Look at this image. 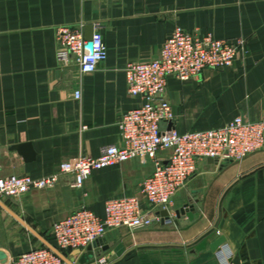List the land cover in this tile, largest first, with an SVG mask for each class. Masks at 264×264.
I'll return each mask as SVG.
<instances>
[{
    "label": "crops",
    "instance_id": "0c3cea01",
    "mask_svg": "<svg viewBox=\"0 0 264 264\" xmlns=\"http://www.w3.org/2000/svg\"><path fill=\"white\" fill-rule=\"evenodd\" d=\"M81 23L84 33L97 29L107 49L106 61L87 75L56 60V29ZM176 28L243 45L232 67L168 79L164 99L174 118L164 127L184 134L261 119L264 0H0V179L43 178L70 159L120 146L118 121L141 103L127 92L125 68L156 60ZM21 145L31 146L33 160L13 149ZM151 173L150 162L135 159L93 172L80 189L64 176L51 189L0 199V264L41 247L77 264L87 248L59 250L52 226L80 208L102 218L108 200L141 198ZM184 206L193 220L175 217ZM172 213L169 223L107 231L86 264H264V148L239 162H199Z\"/></svg>",
    "mask_w": 264,
    "mask_h": 264
},
{
    "label": "built area",
    "instance_id": "2783aa9c",
    "mask_svg": "<svg viewBox=\"0 0 264 264\" xmlns=\"http://www.w3.org/2000/svg\"><path fill=\"white\" fill-rule=\"evenodd\" d=\"M84 28L81 23L56 29V60L60 69L75 66L87 75L96 72L106 61L107 49L101 33L94 29L92 51L88 53ZM242 45V42L220 41L209 34L196 36L176 28L156 60L130 63L125 68L127 92L141 103L123 113L118 121L120 146L103 148L97 158L70 159L55 174L43 178H1L0 199H17L32 190L51 189L64 176L73 177V188L80 189L93 172L137 159L152 166L151 175L141 184V198L108 200L102 218L85 208L78 209L52 226L51 236L57 248H87L112 229L150 228L160 222V211H167L171 218L173 199L195 175L199 162L213 160L220 165L239 162L264 148V116L254 122L238 117L221 128L203 132L178 134L164 127L174 118L170 104L164 99L168 79L187 82L196 80L206 69L232 67ZM74 96L79 99L81 95L76 92ZM166 151L167 155H159ZM98 263L105 264V258H100ZM11 264L64 263L53 251L41 247L17 256Z\"/></svg>",
    "mask_w": 264,
    "mask_h": 264
},
{
    "label": "water",
    "instance_id": "95a60500",
    "mask_svg": "<svg viewBox=\"0 0 264 264\" xmlns=\"http://www.w3.org/2000/svg\"><path fill=\"white\" fill-rule=\"evenodd\" d=\"M92 34H93V29L90 27L88 29L85 30V40L88 42V44L86 45V51L88 53H91L92 51V44H91V39H92ZM15 151H17L19 154L23 155L26 158V161H31L34 159V154L31 150V146L30 145H21V146H16L13 148ZM209 161H213V160H209ZM175 217L178 219L181 216H186L190 221L193 220V208H188V206H184L183 208L176 210L174 212ZM158 216H160L161 221L164 223V220H166L167 222L170 221V214L167 211H160L158 212ZM103 243V239H98L97 241H95L94 243H92L90 246L87 247L86 249V253L84 255L81 256V258L79 259L77 264H86L88 263L90 260H92L95 256L96 251H98V248L101 247ZM225 243V238L219 237L215 242H213L210 245V250L212 252H216L220 246H222ZM5 259V255L3 253L0 252V260H4Z\"/></svg>",
    "mask_w": 264,
    "mask_h": 264
}]
</instances>
